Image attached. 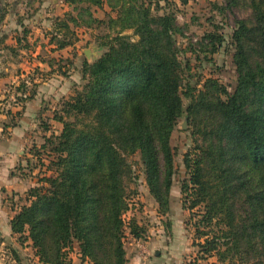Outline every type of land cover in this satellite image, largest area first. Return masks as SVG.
I'll return each mask as SVG.
<instances>
[{
    "label": "trees",
    "instance_id": "16d2710c",
    "mask_svg": "<svg viewBox=\"0 0 264 264\" xmlns=\"http://www.w3.org/2000/svg\"><path fill=\"white\" fill-rule=\"evenodd\" d=\"M245 2L250 18L236 21L230 38L237 73L230 93L211 79L197 92H181L176 48L181 28L174 13L154 15L139 0H107L115 17H108L106 27L113 35L98 44L105 51L93 64L84 63L82 90L64 100L52 118L62 126L48 143L53 176L28 192V205L9 222L12 236L30 244L39 264H69L66 250L73 243L82 260L125 264L127 157L139 154L149 193L165 208L174 175L170 137L180 119L187 120L193 142L183 161L188 178L181 194L190 211L200 209L195 224L200 250L222 264H264V0ZM81 15L58 20L65 34L56 50L72 45L69 24L76 25ZM215 43L221 40L214 35L204 41L212 54ZM34 96L29 92L22 101ZM213 227L218 234L210 236L204 229ZM137 229L129 225L134 239ZM12 255L19 264L13 250Z\"/></svg>",
    "mask_w": 264,
    "mask_h": 264
},
{
    "label": "rangeland",
    "instance_id": "374dc122",
    "mask_svg": "<svg viewBox=\"0 0 264 264\" xmlns=\"http://www.w3.org/2000/svg\"><path fill=\"white\" fill-rule=\"evenodd\" d=\"M65 1L0 0V65L15 62L21 65L16 73L8 75L11 79L6 78L0 84V128L9 123L10 116L13 117L11 106L7 105L11 101L5 103L3 90L17 93L18 96H27L35 91L38 95L37 105L40 106L36 111L35 135L22 166L16 169V174L25 182L22 187L25 192L22 196L12 194L11 198L10 195L7 197V207H16L15 214L28 205V192L46 186L44 181L53 176L51 162L54 155L48 143L62 130V126L53 121V115L59 114L64 100L82 90L85 83L81 74L84 63L93 64L105 51L98 44L104 42L108 34L113 35L106 27L108 17H115L107 6V0H101V7L86 3L69 7ZM139 1L150 5L154 15L168 12L176 17L181 28L176 36L178 59L183 68L181 92L186 89L197 92L208 79L216 81L230 93L234 90L237 73L230 38L236 21L250 18L245 0H184L185 3L182 0ZM66 5L69 9H66ZM66 14L75 18L78 14L82 15L76 25L69 24L70 34L67 37L72 45L58 51L55 42L63 40L65 34V30L59 28L58 20H65ZM124 34L131 35L132 32ZM211 35L221 40L220 46L215 43L217 52L214 54L211 53L212 47L204 44L206 37ZM4 36L18 40L17 57L14 56L15 48L4 46ZM18 50L22 51V58H18ZM4 54L7 56L3 58ZM0 76L4 75L0 73ZM18 88L21 91H17ZM181 99L185 109L188 100L183 93ZM15 100L23 103L20 97ZM170 147L174 175L165 208H161L149 193L139 154L127 157L131 175L124 183L128 204L123 216L125 264H222L217 257L207 256L200 250L198 244L202 241L195 233L200 209L190 211L188 203L184 204L182 199L181 187L188 178L183 161L193 147L186 119L178 121L170 137ZM132 224L138 228V239L130 236L129 225ZM204 230L213 236L218 234L219 229L213 227ZM1 238L0 264H18L13 260L12 250L19 257V264H39L29 243L23 241L25 244L21 245L18 236L3 238L1 235ZM66 255L69 264H92L81 259L76 243H73L71 250H66ZM228 263V260L224 262Z\"/></svg>",
    "mask_w": 264,
    "mask_h": 264
},
{
    "label": "crops",
    "instance_id": "0c3cea01",
    "mask_svg": "<svg viewBox=\"0 0 264 264\" xmlns=\"http://www.w3.org/2000/svg\"><path fill=\"white\" fill-rule=\"evenodd\" d=\"M14 3L13 6L16 5V2ZM66 9H69L67 5ZM17 42L18 40L15 37L4 36L3 38L5 47L15 48L14 56L16 57ZM6 54L3 58L7 56ZM22 55V51L18 50V58H22ZM34 57L36 58V55ZM20 66L19 62L0 65V73L4 75L0 76V84L6 78H10L8 75L16 73L15 71H18L17 69ZM2 94L6 99L5 103L11 101L10 105L8 103L7 105L11 106L10 109L13 113V117H9V123L0 128V235L4 238L12 236L9 222L17 210L16 207L8 209L7 197L10 195L11 198L12 194L22 196L25 192L22 189L25 182L20 179L19 174H16V169L19 165L22 166L23 160L27 156V149L32 142L33 135H35L34 131L37 129L36 111L40 106L37 105L38 95L36 93L34 98L29 101L23 102L21 100L23 102L21 104L12 101V92L3 90Z\"/></svg>",
    "mask_w": 264,
    "mask_h": 264
},
{
    "label": "built area",
    "instance_id": "2783aa9c",
    "mask_svg": "<svg viewBox=\"0 0 264 264\" xmlns=\"http://www.w3.org/2000/svg\"><path fill=\"white\" fill-rule=\"evenodd\" d=\"M17 97H20V99L22 98V100H24V98L26 97V95H24V94H22L21 96L19 95H17L16 93L15 94H13L12 93V101L14 102V103H16V100H15V98H17Z\"/></svg>",
    "mask_w": 264,
    "mask_h": 264
}]
</instances>
